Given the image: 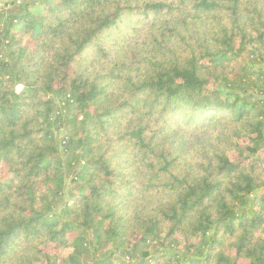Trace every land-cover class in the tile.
<instances>
[{
    "label": "trees",
    "instance_id": "trees-1",
    "mask_svg": "<svg viewBox=\"0 0 264 264\" xmlns=\"http://www.w3.org/2000/svg\"><path fill=\"white\" fill-rule=\"evenodd\" d=\"M10 4L0 264H264V0Z\"/></svg>",
    "mask_w": 264,
    "mask_h": 264
},
{
    "label": "rangeland",
    "instance_id": "rangeland-1",
    "mask_svg": "<svg viewBox=\"0 0 264 264\" xmlns=\"http://www.w3.org/2000/svg\"><path fill=\"white\" fill-rule=\"evenodd\" d=\"M12 0H0V12H2L4 9H8V8H11L13 7L11 3ZM256 67V70H258V65L255 66ZM21 89V86H18L17 87V90H20ZM241 92V91H240ZM241 95L244 97V98H254V93L253 92H241ZM63 118H64V123L63 125L61 126L60 129H58V131L56 132V136H57V140H61V139H65V136H67L68 134H71V133H74V130L76 131V129H74V127L72 126L73 123H72V115L71 113H64L63 114ZM81 117L78 119L80 120ZM82 184V181H78V182H74V181H71L70 178L67 179V182H66V188H65V193H64V196L63 198L61 199V201L59 202V204L57 205V209L63 204L65 203V200L68 199V194L71 190H74V189H77L79 188V186H81ZM59 251L62 253V249L60 248Z\"/></svg>",
    "mask_w": 264,
    "mask_h": 264
}]
</instances>
